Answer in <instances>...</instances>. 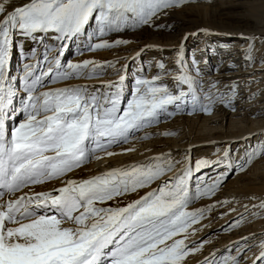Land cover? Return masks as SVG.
<instances>
[{
	"label": "snow or ice",
	"instance_id": "6c2138e0",
	"mask_svg": "<svg viewBox=\"0 0 264 264\" xmlns=\"http://www.w3.org/2000/svg\"><path fill=\"white\" fill-rule=\"evenodd\" d=\"M190 2L27 0L16 6L17 0H0V264H186L190 254L201 251L207 238L188 244L189 229L216 205L192 211L189 206L216 195L232 174L243 171L253 157L264 156V148L246 155L242 162L224 165L211 183L203 170L222 165L228 153L214 163H190L172 176L168 173L179 161L173 162L171 153L151 157L147 163L113 167L89 178L78 180L69 174L93 160L121 154L114 152V147L149 139V133L137 134L178 113L210 114L216 102L235 111L233 96L239 85L229 86L231 95L205 93L202 81L194 79L195 73L185 72L183 60L178 59L180 68L172 77L174 88L163 82L171 70L162 60L155 63L151 78L147 66H142L145 74L138 75L127 92L126 77L119 69L114 73L117 81L49 88L61 81L100 78L103 69L115 68L118 63L63 60L71 41L86 38L81 53L117 48L129 41L109 42L106 37L110 34L143 26L159 28L155 20L162 13ZM93 22L95 31L89 32ZM17 35L42 45L51 36L57 42L52 46L56 55H50L52 49L45 46L36 64L23 62L21 75H13L11 60ZM241 38L252 41L245 59L254 64L256 38ZM19 54L27 61L36 56V49L20 50ZM260 62L264 63V58ZM157 181V186L151 187ZM48 182H60L61 186L32 191L33 186ZM143 189L150 190L121 205L123 198ZM259 207L264 209V203ZM244 218L242 214L228 228L239 227ZM248 250L239 244L225 249L230 258L222 264H239ZM232 251L239 255L233 256ZM215 257L213 253L202 264H218ZM258 261L264 264V248Z\"/></svg>",
	"mask_w": 264,
	"mask_h": 264
},
{
	"label": "rangeland",
	"instance_id": "374dc122",
	"mask_svg": "<svg viewBox=\"0 0 264 264\" xmlns=\"http://www.w3.org/2000/svg\"><path fill=\"white\" fill-rule=\"evenodd\" d=\"M23 1L24 0H17L16 6H19ZM166 17H171L169 23L161 25L159 28L143 26L136 30L110 34L106 37L109 42L116 39H125L129 41L128 44L121 45L117 48L98 51H83L81 53L80 49L86 43V38L72 41L63 60L78 63L87 59H92L97 65H104L108 61H118V63L115 64V68L103 69L105 74L100 78L87 80L73 79L69 81H61L56 84L63 87L76 84L94 85L95 83L92 82L96 79L99 81L103 80V83L117 81L119 77L114 73L119 69L121 70L120 74L125 75L126 77L125 90L127 92L132 88L134 79L138 75L145 74L141 71L142 66H147V76L148 78H151L156 72L154 66L156 62L162 60L165 63L166 68L172 71L173 69L179 70L180 65L177 63V60L182 59L184 62V71L195 73L194 79L202 81V88L205 90V93L210 91L211 93L220 92L231 95L229 92V86L233 84L239 85L236 94L233 96L235 109L241 104V102L252 104L258 100V97L260 98L262 96L260 91L253 93L252 89L257 85H264V78L260 77L264 74V68H260V66L264 64L260 62L261 59L264 58V39H262L264 38V0H192L190 3L169 8L166 14L162 13L156 20H161ZM172 21L174 22L172 23ZM202 29L208 30V32H203L201 31ZM88 31H95L94 22L88 27ZM238 32L242 33L238 35ZM242 36H252L256 38L253 51L256 61L254 64L248 63L245 59L246 50L252 41L242 39ZM223 38L233 40L232 43L229 42V44L232 45L227 48H221L224 44ZM21 39H24V37L20 35L15 37L16 49L13 52L11 60V71L12 74L16 76L21 75L19 69L22 67L23 62L36 64L37 58L43 51V48L45 46L51 48L53 46L52 44L56 42L51 36H49L46 44L42 45L39 41H33V46L25 50L22 49L19 44ZM244 41L249 42L246 45L243 44ZM178 46L180 50L178 49ZM33 48L36 49V56L27 61H22L19 54L20 50L30 52ZM154 49H164V51H157ZM134 57L135 59H133ZM196 69L199 71L196 72ZM164 81L170 87H175L173 79H170V75L165 78ZM56 84L49 85V88H56ZM213 84H215L216 87H212ZM17 86L19 87V84ZM225 98H227V96ZM16 100H19V97ZM262 101L264 104L263 99ZM205 103H207V101H205ZM212 107L213 110L210 114L196 112L193 115H187L181 112L172 118L163 120L157 125L142 130L137 135L141 134L140 136H142L149 133L151 134L149 139L137 141L131 140L128 144L114 147L112 150L121 154L114 155L112 158L124 156L130 151L124 152L123 150L129 148L134 149L133 151L142 150L140 151V154L147 151L163 149L168 143H172L173 140L176 139L178 132L187 137V140H195L211 134L218 135L214 132L209 133L206 130L207 128H214L221 125L223 127L233 125L236 130V128L239 127L238 125H247L250 123L248 121L240 123L239 120L242 115L236 116L235 118H237L238 121H233V123H229L227 119L221 121V114L223 112L233 110L229 107H225L220 102H216ZM213 116H217L218 120H215V122L210 121L212 120L210 118ZM243 117H251L258 120L264 119V114L259 115L258 113H254V115L251 116L245 114ZM165 132H172L174 134L165 136L163 135ZM238 142L239 141L237 140L236 142L234 141L233 143L226 145H223V142L203 145L194 150H185L180 153L181 155L179 156L172 154L171 159L173 162L179 161L178 164L187 159L186 161H188L189 164L191 163L194 165L201 159L200 157H197L196 154L203 153L201 156L206 155L204 160L214 163L225 157V153H228V158L223 160L222 165L203 170V175L210 177L208 183H211L215 180L216 174L223 170L224 165L229 162H232L233 164L242 162L246 155H251L252 152L264 148V136L262 138L258 136L255 141L252 138L247 144V141H244V146H242L243 142H241L240 145H238ZM145 143H150V145L143 148ZM240 147H242L244 152L242 154V159L238 161L235 160V154L236 150H240ZM205 151L209 154L205 153L204 155ZM263 170L264 156L253 157L251 163H249L243 171L235 172L230 176L222 187L217 190L216 195L210 198L206 197L200 199L189 206V211L207 208L213 204L216 206L220 205L219 208L225 206L227 207L226 209L230 210L226 213H215L211 215L207 212L204 218L189 229L190 234L186 241L188 244L204 240L205 238L207 239L201 251L190 254L189 257H187L186 264H202L206 257H211L210 252L207 250L213 246L220 245V250H218L215 257L218 264H222V261L225 258H230L229 252H226L225 249L232 250L237 244L241 246L242 250L247 249L248 246H250L246 243L253 237V235L239 236L238 238L237 232H239L238 230L241 228L247 227L251 224L254 227H256V225L258 227L263 226L264 214L257 215L254 218L252 217L255 214L252 216H246L244 220L240 222V226L236 228H228V225L239 219L242 214L245 215L250 211L257 210L260 208L259 206L264 203V197L259 196L260 194L249 192L252 191L249 188H258L261 190L260 188L264 187ZM81 172H83V175L90 174L85 168ZM254 176H256L255 179H252ZM230 179L232 180L228 183ZM158 183L159 181L154 183L151 187H156ZM146 190L149 191L150 189H143L139 193L130 194L123 198L121 200V205L138 198L146 192ZM227 192L229 193V196L227 195ZM224 201H229V203L221 205L220 202ZM249 206H253V208H249ZM238 208H240V211H244L240 212ZM261 210L262 209H260L258 213L263 212ZM248 218L251 219L248 220ZM226 228H228L227 231L224 230ZM193 230H195L194 234H192ZM262 237H264V232L259 236V238ZM257 243L256 245L254 244V250H251L249 255L245 257L243 255L239 264H260L258 257L260 256L262 248H264V238L261 239L258 244ZM232 255H239V253L232 251Z\"/></svg>",
	"mask_w": 264,
	"mask_h": 264
},
{
	"label": "bare ground",
	"instance_id": "6f19581e",
	"mask_svg": "<svg viewBox=\"0 0 264 264\" xmlns=\"http://www.w3.org/2000/svg\"><path fill=\"white\" fill-rule=\"evenodd\" d=\"M25 2H27V0H24L22 3H25ZM170 18L171 17H166V18L161 19V20L160 19L159 20H156V24H158V25H166L167 23H169ZM173 22L174 21H172V23ZM203 32H205V31H203ZM241 33L242 32H238L237 34L239 35ZM223 39H221V40H223L224 44L221 46V48H227L228 46L232 45V44H229V42L232 43L233 40L228 39V38H223ZM248 42L249 41H244L243 44H246L247 45ZM32 43H33L32 40L26 39L24 37V39H21L20 40V43L19 44L21 45V48L22 49H25L26 50L29 47L33 46ZM56 43L57 42H55L54 44H56ZM71 43H72V41L70 42V44ZM54 44H52V45H54ZM235 47H237V46H235ZM51 49H52V51H51L50 55H52V56L56 55V48L51 47ZM178 49L180 50L179 46H178ZM176 52H177V50H176ZM178 54H179V52H178ZM254 67L257 68V69H259L256 66H254ZM260 68L261 69L264 68V64H262V66H260ZM245 72H248V71H245ZM177 73H178V69H173L171 71V74H170V79H172V77L175 76ZM260 77L264 78V74H263V76H260ZM102 81L103 80L99 81V80L96 79L92 83L102 84L103 83ZM163 82H165V81H163ZM55 87H62V86H59V84H56ZM252 90H253V93H255L256 91H260V93H261L262 96L260 98L258 97L257 98L258 100L255 101V102H253L252 104H246V103H242L241 102V104L236 107L235 111L223 112L221 114V119H220L221 121L223 119H225V120L227 119L229 123H233V121H238V119L235 118L236 116L242 115L241 118H240V120H239V122L240 123L241 122L245 123V121L250 122L247 125L246 124L238 125L239 127H237L236 130H235V127L233 125L232 126H226V127H223L221 125V126H217V127H214V128H207L206 130L209 133L214 132V133H217L218 135H212L211 134V135H207V136H205L203 138H198V139H195V140H187L188 139L187 137H185L183 134H181L180 132H178V135H176V139L173 140L172 143H168L163 149H160V150H157V151H147V152H143L141 154H140V151H142V150H135V151L128 152L124 156H117V157H113V158L110 157V158H106V159H104L102 161H95V160H93L89 165H87L85 167H82L81 169H77L73 173L69 174V178H73V179H78L79 180V179H83V178H89V177H91L93 175H97L100 172L107 171V170H109L110 168H113V167L114 168H121V167H127V166H129L131 164L147 163L151 157L158 156V155H161V154L171 153V154H176L177 156H179V155H181L180 153L184 152L185 150H187V151L188 150H194L195 148H198L200 146L207 145V144L223 142V145H226V144L233 143L234 141L236 142L238 140L239 141L238 142V145H240V143L243 142L242 143V146H244V141H247L246 142V144H247L248 141L250 139H252V138L254 139V141H255V139L258 136H260L262 138L264 136V119H258V120H256V119L251 118V117L250 118L243 117V116H245V114H249L250 116L251 115H254V113H258L259 115L264 114V104H263V101H262V99L264 100V85H262V86L261 85H257ZM18 103H19V100L16 101V104L17 105H19ZM244 118H245V120H244ZM210 119H212L210 121H214L215 122V120H218V117L217 116H213ZM140 135L141 134H139L138 136H140ZM149 145H150V143H145L143 145V148L144 147H147ZM240 150H242V151H240ZM240 150H236L235 160H238L239 161L240 159H242V154H243L244 150L242 149V147H240ZM205 153H207V151L204 152V155H205ZM207 154H209V153H207ZM196 155H197V157H200L201 158L200 160H204L206 158V155L205 156H201V155H203V153L196 154ZM217 156H218V154H217ZM186 160L187 159H185L183 162H180V164L176 165L175 168L173 169V171L171 173H168V176L176 175L183 168H185L186 166H188L189 163ZM84 168H85V170H88V172H90V174L83 175V172H81V171H83ZM263 172H264V170H263ZM168 176H165V179H167ZM213 177H215V176H213ZM255 177L256 176L252 177V179H255ZM232 179H230L228 181V183ZM59 186H61L60 182H48V183H46L44 185H36V186H33L32 191H34V192L50 191L54 187H59ZM249 189L252 190V191H249V192L255 193V194H260L259 196L264 197V187L263 188H260L261 190H259L258 188H249ZM24 191H28V190L25 189ZM21 194L22 193H18L17 195H21ZM227 195L229 196V193L228 192H227ZM253 197H254V195H253ZM138 198H136V199H138ZM258 198H261V197H258ZM248 203H251V202H248ZM219 206H216L212 211H210L208 213L210 215L211 214H215V213H226L228 210H230V209H226L227 207H225V206L224 207H220V208H219ZM249 208H253V206H249ZM260 209L261 208H258L257 210L250 211L247 214H245L244 217H246V216H252L253 214H255L252 217V218H254L257 215L264 214V210L263 209L261 210L263 212L258 213V211H260ZM238 210L240 211V208H238ZM241 211H244V210H241ZM250 219L251 218H248V220H250ZM238 231H239V232H237L238 233L237 234V237L238 238H239V236L253 235V237L250 238L248 240V242L246 243V244H248L250 246H248L249 250L246 251L245 254H244V257H245V256L249 255V253H250L251 250H254V244L256 245L257 242L259 243V241H261V239L264 238V237L259 238V236H261L263 234V232H264V225L263 226H260V227H258L256 225V227H254L251 224V225H249L247 227L241 228ZM223 244H221V245H223ZM219 247H220V245L213 246L212 248L208 249L207 251H209L210 252V255L212 256L213 253L217 254L218 250H220Z\"/></svg>",
	"mask_w": 264,
	"mask_h": 264
}]
</instances>
